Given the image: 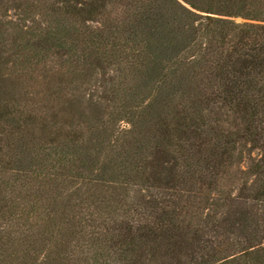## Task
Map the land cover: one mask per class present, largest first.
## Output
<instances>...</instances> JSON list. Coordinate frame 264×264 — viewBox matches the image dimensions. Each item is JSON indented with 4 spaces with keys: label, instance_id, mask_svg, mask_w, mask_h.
Returning <instances> with one entry per match:
<instances>
[{
    "label": "trees",
    "instance_id": "1",
    "mask_svg": "<svg viewBox=\"0 0 264 264\" xmlns=\"http://www.w3.org/2000/svg\"><path fill=\"white\" fill-rule=\"evenodd\" d=\"M26 101L30 159L2 170L76 211L0 264H264V0H0V141ZM0 199V234L40 220Z\"/></svg>",
    "mask_w": 264,
    "mask_h": 264
},
{
    "label": "rangeland",
    "instance_id": "2",
    "mask_svg": "<svg viewBox=\"0 0 264 264\" xmlns=\"http://www.w3.org/2000/svg\"><path fill=\"white\" fill-rule=\"evenodd\" d=\"M35 36L34 39H37ZM93 47L89 45H82L81 42L77 45V53L84 54L90 52ZM54 61L52 64L57 63ZM17 123V127L5 130L2 134V141H0V171H2V185L0 191L2 197L9 202V205L16 202L26 203L28 198H36L41 202V206L38 209L40 220L37 223L31 224L30 229L27 232L20 228V225L15 221L6 220V230L0 234V244L5 249L16 248L17 253L15 256H8L7 261L9 263H18L26 256V246L28 243L42 239L41 226L46 219H51L54 222V226L59 229L65 230L67 227V220H70L76 211V207L70 203L62 186L61 181L57 179H50V176L46 174L34 176L30 173L21 174L16 173L13 169L2 170V165L7 162H11L13 159L26 160L30 159L31 142L30 131L28 129L27 121L28 116L34 113V107L31 102H24L22 105L16 107L14 110ZM244 125V123H242ZM5 169V168H4ZM15 172V173H14ZM108 197V192L105 190L95 191L93 188L85 192L83 195V201L91 204L93 207H99L100 211H103L101 200ZM3 201L0 199V204ZM123 215L118 216L116 221L118 223L124 222ZM110 220H106L105 227H108ZM6 235V236H5ZM60 234L54 233L51 239L52 243L59 245L58 239Z\"/></svg>",
    "mask_w": 264,
    "mask_h": 264
}]
</instances>
